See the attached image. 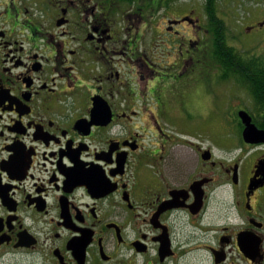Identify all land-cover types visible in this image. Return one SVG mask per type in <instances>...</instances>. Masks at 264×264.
I'll return each instance as SVG.
<instances>
[{
	"label": "flooded vegetation",
	"instance_id": "obj_1",
	"mask_svg": "<svg viewBox=\"0 0 264 264\" xmlns=\"http://www.w3.org/2000/svg\"><path fill=\"white\" fill-rule=\"evenodd\" d=\"M248 2L247 84L204 63L240 49L218 3L0 0V264H264Z\"/></svg>",
	"mask_w": 264,
	"mask_h": 264
},
{
	"label": "rangeland",
	"instance_id": "obj_2",
	"mask_svg": "<svg viewBox=\"0 0 264 264\" xmlns=\"http://www.w3.org/2000/svg\"><path fill=\"white\" fill-rule=\"evenodd\" d=\"M196 1H198L199 3L201 2V0H193L194 3ZM218 4H219V10L221 14L225 15V18L227 20V24L232 33V36L237 35L238 37L241 38L240 40L241 42L238 41V44H237L238 47L240 48L238 50H240L241 53L248 55V49H250L248 45L251 44L252 42L255 43L260 38V35H258L259 32H254V34H249V35L247 32L244 35L242 34L243 22L246 23L245 17L246 18L248 17V4H249L248 0H220ZM250 6L252 8L254 6L261 7V4H258V1L256 2L254 1L250 3ZM234 14H236V16H234ZM256 16H260V13H256ZM162 17H163V14L158 13V23H162V19H163ZM204 63L205 65H214L213 54L211 53V51L209 52L208 49L205 52V62ZM198 65H202V64L199 63ZM206 100L208 101V99L205 97L202 98L201 100V105L203 107L206 105ZM213 118L215 117H210L209 119H205L203 121L202 127L205 129L206 132L208 131L207 129H210V126L213 125V121H214ZM216 119H217L218 124L222 121L221 117H216ZM208 140H212V138L206 136L204 141L207 143H210V141Z\"/></svg>",
	"mask_w": 264,
	"mask_h": 264
},
{
	"label": "trees",
	"instance_id": "obj_3",
	"mask_svg": "<svg viewBox=\"0 0 264 264\" xmlns=\"http://www.w3.org/2000/svg\"><path fill=\"white\" fill-rule=\"evenodd\" d=\"M173 1V0H170ZM209 5L207 6V10L211 11V17H213V13L216 14V7L217 1L216 0H204ZM161 7L157 8V11L160 10ZM224 31V27L222 26L221 31H218V42H220V55L218 51H216L214 59L218 60L221 66L225 67H234V73L231 71L227 72L224 78L230 79L231 76H235L238 81L244 82L248 84V67L253 68V73L261 74L262 70L259 69L258 66H263L259 59L257 58H248V55H245L238 51L235 47L230 46L227 44V38ZM216 45V43H214ZM253 83H257L256 85L253 84L254 91L257 97L262 99L263 108H264V75H260ZM264 111V110H263Z\"/></svg>",
	"mask_w": 264,
	"mask_h": 264
},
{
	"label": "water",
	"instance_id": "obj_4",
	"mask_svg": "<svg viewBox=\"0 0 264 264\" xmlns=\"http://www.w3.org/2000/svg\"><path fill=\"white\" fill-rule=\"evenodd\" d=\"M239 116L245 125L244 139L247 143H264V130H260L253 122L246 111H240Z\"/></svg>",
	"mask_w": 264,
	"mask_h": 264
}]
</instances>
